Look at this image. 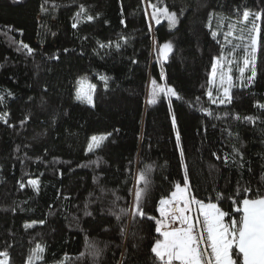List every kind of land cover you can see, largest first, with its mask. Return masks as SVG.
Listing matches in <instances>:
<instances>
[{
	"label": "trees",
	"instance_id": "1",
	"mask_svg": "<svg viewBox=\"0 0 264 264\" xmlns=\"http://www.w3.org/2000/svg\"><path fill=\"white\" fill-rule=\"evenodd\" d=\"M201 2L165 0L172 10L186 9L181 22L170 30L165 20L154 24L153 32L148 33L143 15L146 5L141 0H50L45 7L51 17L43 19V0H0V95L13 94L0 104V114L7 113L13 125L0 122V250L7 248L11 264H25L36 244L46 246L41 264H58L65 254L75 258L84 251L86 237L100 247L108 245L104 264H117L123 247H116L121 239L115 218L102 216L98 211L101 205L94 202L88 209L93 216L84 214L90 193L97 194L94 178L110 190L104 198L105 206L113 198L112 191L121 197L119 205L127 206L133 199L130 193L136 169L152 165L153 183L145 211L159 218L155 211L158 201L170 194L175 183H182L184 167L175 147L168 99L161 96L154 105L146 102L151 79L174 87L182 97L173 98L172 107L189 182L198 198L214 197V189L231 194L238 180L253 189L264 187V113L253 107L256 102L264 103V57L258 63L255 86L233 89L231 105L217 108L205 95L211 57L220 50L206 27L208 12L214 8L235 21L233 9L238 5L253 10L264 5L261 0H207L211 7L201 8ZM80 5L98 18L87 22L82 16L78 28L73 29L72 17ZM121 19L127 27L120 24ZM43 26L49 32L44 40ZM153 36L159 43L174 44V52L163 63L165 80H160L161 65L156 61ZM121 37H127L128 43L120 51L98 47V42H115ZM21 41L35 49V54L17 51ZM54 53L59 59L49 60L47 57ZM133 59L137 63L133 64ZM94 73L111 77L107 90ZM84 75L97 84L94 108L74 100V83ZM201 105L222 119L206 117L198 110ZM225 112L260 119L253 125L236 121L232 115L224 117ZM107 133L112 135L101 149L85 155L90 137ZM233 145L245 157L242 174L231 163ZM213 152L221 157L229 155V164L217 160ZM28 179L41 182L38 195L30 186L19 188V182ZM224 207L227 209L228 203ZM41 219L45 220L43 225L24 228L26 223ZM153 223L145 220L137 225L133 229L137 237L124 242L132 264H152L149 243L154 235L150 227ZM139 236L145 239L141 241ZM133 244L139 245L138 250L132 248Z\"/></svg>",
	"mask_w": 264,
	"mask_h": 264
},
{
	"label": "snow or ice",
	"instance_id": "2",
	"mask_svg": "<svg viewBox=\"0 0 264 264\" xmlns=\"http://www.w3.org/2000/svg\"><path fill=\"white\" fill-rule=\"evenodd\" d=\"M19 2L20 0H13V3ZM49 2L50 0H43L40 6L41 13L47 14L48 8L45 5H48ZM141 4L146 5L143 15L147 22L148 33L153 32L154 24L160 25L165 20L170 30L176 29L186 11L185 8H181L179 11L170 9L165 0H141ZM261 5H264V0H261ZM53 7L55 8L56 5L53 4ZM199 7L211 6L207 4V0H202ZM233 13L236 17L235 21L231 16L217 12L214 8H211L207 15L206 27L209 29L212 40L220 45V50L218 54L211 57L205 95L208 103L216 105L217 108L227 107L233 103V89H248L255 86L259 74L258 63L260 58L264 57V36H262L264 6H258L253 10L247 5H238L233 9ZM82 16H86L87 22H93L98 18L87 14L86 7L80 5L79 10L72 17L71 27L73 29L78 28ZM121 16H123V7H121ZM213 21H215V30H213ZM120 24L127 27L124 19L120 20ZM19 31L23 35V31ZM53 35L55 34L53 33ZM127 43L128 38L121 37L115 42H98V47L102 51L113 48L120 51ZM153 45L156 61L161 65L160 80H165L163 63L167 62L174 52V44L172 41L159 43L153 36ZM17 51H25L28 55L35 54V49L22 41L17 45ZM63 51L67 52L68 49ZM47 58L49 60L59 59V55L54 53ZM132 63L135 64L137 61L133 59ZM94 75L103 82V86L107 90L111 77L101 73H94ZM96 90L97 84L93 83L89 76H81L74 83V100L94 108ZM44 92H47V88L44 89ZM12 95L11 92L0 95V104L5 103L6 98ZM161 96L168 99V111L171 116L172 129L175 132V147L179 151L180 162L184 167L182 183H175L170 194L159 199V206L155 209L159 213V218H157L145 211V202L153 183L152 165L136 169L133 176L134 186L130 193L133 199L127 206L119 205L121 197L114 191L111 192L112 200L105 206L104 198L110 190L102 186L99 179L94 178L97 194L90 193L89 202L84 204V214L93 216V211L88 209L90 202H94L101 205L98 211L102 216L110 215L115 218V227L121 239V244L116 247H123L117 264H132L131 254L124 242L129 237H137V232L133 229L145 220L154 222L150 226L154 228V235L149 243L152 264H264V187L253 189L250 184L241 183L238 180L231 194L214 189L216 193L214 197L209 196L206 200L198 198L193 193L189 182L187 166L184 163L185 152L181 133L177 124V116L172 107L173 98L181 100L182 97L174 87L167 84L161 85L156 79H151L147 104H156ZM196 100L199 101L200 97H197ZM253 107L264 113V103L256 102ZM198 110L208 118L222 119L219 114L207 106L201 105ZM223 115L224 117L232 115L236 121L253 125L260 119L258 116H241L238 113L229 112H225ZM0 122L9 127L13 126L7 113L0 114ZM26 122L27 118L20 122L21 126ZM261 122L264 123V120ZM212 126L216 127L215 124ZM222 131H227L229 137L233 136V133L228 129ZM111 135L112 133L92 135L86 144L85 155L101 149L103 142L108 140ZM235 138L239 139L238 134ZM212 155L217 160L223 159L226 166L229 164L231 156V163L241 170V174L245 169L244 154L235 145L232 147L230 156L221 157L215 152ZM90 163L97 164L98 162L90 161ZM129 164L131 165V161ZM247 170L251 171L250 166L247 167ZM261 180L264 181V176L261 177ZM40 184L38 179H28L26 183L20 181L19 188L23 190L26 186H30L38 195ZM64 199L70 200V197L65 196ZM225 203H228L227 209L224 207ZM44 223L45 220L41 219L26 223L24 228L27 230L37 224L43 225ZM103 230L109 231L108 228ZM139 239L143 241L145 237L139 236ZM107 248L108 245L100 247L95 240L86 237L84 251L75 258L65 254L64 259L58 261V264H104ZM132 248L138 250L139 245L133 244ZM45 252L46 246L36 244L34 248L30 249L25 264H41L45 259ZM0 264H11V255L7 248L0 250Z\"/></svg>",
	"mask_w": 264,
	"mask_h": 264
},
{
	"label": "rangeland",
	"instance_id": "3",
	"mask_svg": "<svg viewBox=\"0 0 264 264\" xmlns=\"http://www.w3.org/2000/svg\"><path fill=\"white\" fill-rule=\"evenodd\" d=\"M50 14H51V12L49 10H48L47 14L41 13L40 19H41V17H42V19H43V17H51ZM47 30H48L47 27L43 26V28H42V32H43L42 39L43 40H44V38H46L49 35V32Z\"/></svg>",
	"mask_w": 264,
	"mask_h": 264
}]
</instances>
